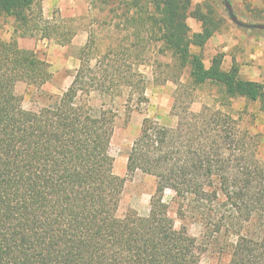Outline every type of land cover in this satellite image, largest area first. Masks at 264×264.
Masks as SVG:
<instances>
[{
  "label": "trees",
  "instance_id": "16d2710c",
  "mask_svg": "<svg viewBox=\"0 0 264 264\" xmlns=\"http://www.w3.org/2000/svg\"><path fill=\"white\" fill-rule=\"evenodd\" d=\"M39 1L0 0V18H12L13 29L9 39L0 36V264H198L196 239L168 216L167 189L179 216L202 223L203 237L231 238L227 264H264L261 142L222 110L243 98L264 113V84L242 78L235 66L224 70L220 54L206 66L193 51L220 31L221 19L210 5L89 0L91 8L106 9L107 30L123 34L104 39V50L89 40L69 86L30 110L22 106L16 83L42 86L52 73L15 36L56 31ZM189 17L200 22L199 31H191ZM73 34L65 31L60 43H70ZM151 47L170 58L175 95L185 102L173 96V125L142 119L126 174L153 176L155 190L148 215L134 209L119 214L125 177L113 171L115 112L105 100L124 98L127 110L147 101L139 67L143 50ZM203 84L217 88L218 107L195 112L192 93ZM92 95L102 102L92 105Z\"/></svg>",
  "mask_w": 264,
  "mask_h": 264
},
{
  "label": "rangeland",
  "instance_id": "374dc122",
  "mask_svg": "<svg viewBox=\"0 0 264 264\" xmlns=\"http://www.w3.org/2000/svg\"><path fill=\"white\" fill-rule=\"evenodd\" d=\"M228 1L239 20L264 23V0ZM41 2L42 0L39 1V6L42 10ZM196 3L210 5L216 18L221 19L220 31L215 33L221 38L218 47L229 46L227 57L223 58V55L221 57L222 68L228 70L235 66L243 78H253L254 81L264 84V30L246 29L234 24L227 14L223 0H192L193 5ZM105 10L91 8L87 0H60L57 7L51 6L46 13L42 11L43 16L50 20L49 27L56 28V31H51L48 37H42L41 31L15 36L19 46L32 49L39 57L44 58L49 63L52 73L51 78L42 86L27 85L22 81L16 83L15 91L21 97L25 109L41 108L69 86L74 70L79 64L80 50L89 40L94 39L97 41V47L104 50L110 34L113 38L123 34L113 32L112 29L107 30V26L103 25ZM191 24L194 25L195 22L192 21ZM11 25L12 18H0V36L3 39H9L13 35ZM67 30L74 31L73 35L76 34V38L74 41L71 38L70 43L62 45L61 34H65ZM81 31H84V34ZM193 51H199L206 66L216 54L209 43L201 49L193 48ZM141 58L143 65L141 64L139 70L144 76L147 101L141 103L138 108L127 110L124 107V98H115L113 101L107 98L105 106H110L115 112L109 146V152L113 157V171L118 176L125 177L118 212L123 214L129 209H134L139 215L146 216L150 210V197L155 190V179L140 171L133 175L126 174L130 146L139 133L144 117H149L160 124L173 125L175 123V117L171 114L173 96L177 97L180 104H184L185 100L182 95H175L176 86L172 81L175 74L171 71V62L167 54L157 53L156 49L151 47L143 50ZM184 80L185 74L180 77L181 82ZM216 89L208 84L195 88L192 93L191 110L197 112L203 105L218 107L216 99H219L220 95ZM101 102L102 99L97 95L91 96L92 105L96 106ZM222 110L238 118L242 129L257 135L261 142L258 147V158L264 163V113L259 110L258 103L233 98L230 105L222 107ZM173 195L169 189L164 192L163 199L168 204V216L176 228L186 227L188 234L196 239L195 252L198 255V264H227L231 238L203 237L204 228L199 220L191 215L181 217L177 214L178 204Z\"/></svg>",
  "mask_w": 264,
  "mask_h": 264
},
{
  "label": "crops",
  "instance_id": "0c3cea01",
  "mask_svg": "<svg viewBox=\"0 0 264 264\" xmlns=\"http://www.w3.org/2000/svg\"><path fill=\"white\" fill-rule=\"evenodd\" d=\"M71 1V0H70ZM74 2V1H72ZM89 2V0H87V3ZM60 3V0H42L41 5H42V11L43 13H46L47 11H49V9L51 8V6L57 7ZM194 21L195 24L192 25L191 22ZM187 23L190 26V28L193 27V29H191L192 32H197L200 30L201 24L200 22L198 23V21L194 20L193 18L189 17L187 18ZM84 34V31H81ZM81 33L80 36H82L83 34ZM74 37H72V40L74 41V39L76 38V34L73 35ZM221 38H219L218 36H216L215 34L212 35L209 40L207 41V43L210 44L211 48H213L214 52L217 54L219 53L221 56L223 55V58L227 57V51L229 49V46L225 45L221 48L218 47ZM206 43V44H207ZM205 44V45H206ZM199 49V48H198ZM199 52V51H198ZM222 63V61H221ZM240 73V72H239ZM241 76V75H240ZM242 77V76H241ZM243 78V77H242ZM244 79H248V80H253V78H249L246 77Z\"/></svg>",
  "mask_w": 264,
  "mask_h": 264
},
{
  "label": "water",
  "instance_id": "95a60500",
  "mask_svg": "<svg viewBox=\"0 0 264 264\" xmlns=\"http://www.w3.org/2000/svg\"><path fill=\"white\" fill-rule=\"evenodd\" d=\"M224 6L227 10V14L230 20L239 27L246 28V29H260L264 30V23H251V22H244L237 18L232 5L228 0H224Z\"/></svg>",
  "mask_w": 264,
  "mask_h": 264
}]
</instances>
